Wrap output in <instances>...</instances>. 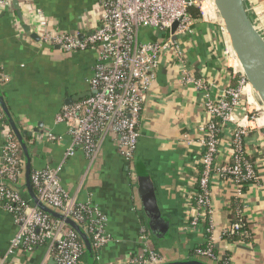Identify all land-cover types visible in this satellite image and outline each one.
Masks as SVG:
<instances>
[{
	"label": "crops",
	"instance_id": "crops-1",
	"mask_svg": "<svg viewBox=\"0 0 264 264\" xmlns=\"http://www.w3.org/2000/svg\"><path fill=\"white\" fill-rule=\"evenodd\" d=\"M245 1L264 33V0ZM19 9L20 15L12 2L9 10L0 12V76L4 97L22 131L39 130L29 136L33 141L28 142L33 169L62 166V186L70 197L94 205L107 218L106 231L112 241L99 249L96 264H128L145 247L141 229H147V219L136 181L137 169L145 170L152 180L160 208L171 226L168 239L156 245L150 237L148 245L169 259L195 256L193 251L209 240L207 226L196 207L202 169L200 141L211 120L206 104L209 100L223 99L225 91L237 85L232 77V63L226 61V41L220 26L195 21L188 32L176 39L181 57L177 58L174 51L163 55L141 113L133 164L123 157L114 136L103 140L99 158L91 162L82 151L66 157L71 137L65 125L55 122V117L69 105L70 98L91 92L97 55L90 50L65 53L59 47L40 45L39 39L32 35L38 36L35 26L38 10L59 30L89 35L101 17L99 1L32 0L26 4L19 0ZM24 25L30 27V33ZM146 34L154 39L150 31ZM183 68L203 83L202 90L181 80ZM243 106L259 114V122L250 124L249 135L244 139L246 154L255 163L257 175L246 186L243 197L242 213L249 234L241 235L236 242L223 239V232L233 220L230 214L236 194L230 180L214 174L210 191L215 246L219 259L228 258L229 264H264V108L251 86L246 87ZM234 129L233 124L223 128L218 166L231 161ZM47 133L58 140L49 141ZM1 149L0 136V164ZM196 219L199 222L194 224ZM17 231L12 214L0 205V261L7 255ZM51 260L46 244L30 254L14 255L8 264H50Z\"/></svg>",
	"mask_w": 264,
	"mask_h": 264
},
{
	"label": "built area",
	"instance_id": "built-area-1",
	"mask_svg": "<svg viewBox=\"0 0 264 264\" xmlns=\"http://www.w3.org/2000/svg\"><path fill=\"white\" fill-rule=\"evenodd\" d=\"M22 1L27 4L32 0ZM98 1L102 10L101 17L89 35L80 31L59 30L51 24L43 11L36 12L35 26L40 45L59 47L69 54L90 50L97 55L94 74L90 80L94 94L63 107L55 117V122L65 125L71 137L67 158L82 151L91 162H95L100 156L103 140L114 136L123 157L133 164L140 138L138 125L141 113L147 95L157 79L162 57L168 51H174L177 58L181 57L177 42L172 38L188 32L197 21L188 14V9L196 7L200 11V21L213 22L221 28L226 41V61L232 63V77L236 79L237 85L230 86L223 99L215 102L209 100L206 104L211 120L200 141L202 173L196 195L197 211L207 224L209 234L208 248L205 251L197 249L198 255L219 261L221 259L212 250L216 241L210 179L217 174L230 180L235 187V197H244L243 188L257 178L255 163L246 156L244 139L249 135L250 124L259 122V114L249 106H243V96L250 84L223 22L215 16L213 0ZM12 2L13 0H0V12L9 10ZM176 22L179 25L173 35L171 29ZM149 31L154 39L146 34ZM181 80L186 84L196 85L199 90L204 88L203 83L197 81L186 68L181 71ZM4 119L0 109V180L8 179L17 183L15 168L19 144L12 138L14 135ZM215 119L221 121L222 130L225 125H235L231 161L222 166L216 164L221 128ZM46 139L58 140L52 133H47ZM61 169L62 166L34 170L32 183L36 193L45 204L69 214L84 225L96 249L105 247L112 241L106 231L107 218L94 205L79 203L70 197L62 186ZM0 205L12 214L18 225L7 255L1 259L0 264H8L9 259L18 253L30 254L45 243L49 245V252L56 264H84V248L77 234L63 223L51 221L50 217L32 207L19 192L1 184ZM198 222L196 219L194 224ZM242 228L241 221L235 222L225 229L223 237L244 235ZM141 240L145 247L138 256L129 259L128 264H157L162 261V256L148 245L150 236L146 228L141 229Z\"/></svg>",
	"mask_w": 264,
	"mask_h": 264
},
{
	"label": "water",
	"instance_id": "water-1",
	"mask_svg": "<svg viewBox=\"0 0 264 264\" xmlns=\"http://www.w3.org/2000/svg\"><path fill=\"white\" fill-rule=\"evenodd\" d=\"M17 13L20 15L19 0H13ZM215 16L223 22L227 35L229 36L233 50L241 65L242 71L253 89L254 95L258 102L264 108V33L260 31L253 17L251 16L245 0H213ZM179 22H176L171 33L174 35ZM27 33L31 29L24 25ZM36 39L38 36L32 35ZM83 38V37H81ZM176 36L172 40L175 41ZM94 91L79 94L69 99L67 104L92 96ZM0 109L6 119L12 134L14 135L20 149L23 153V172L17 183L8 179L0 180V185L4 184L19 192L29 204L47 215L48 217L63 223L67 228L74 231L79 237L86 262L84 264H96L97 249L94 246L92 238L84 225L75 220L72 216L61 210L54 209L45 204L36 193L32 183L33 158L30 145L27 138L39 130L33 132L22 131L15 118L12 116L10 109L4 97L2 85L0 83ZM136 181L139 185V193L142 200V206L147 219V231L156 245H160L163 239H168L171 226L160 208L158 196L154 184L145 170L137 169ZM172 236V235H171ZM164 243V242H163ZM163 250V249H162ZM50 264H55L54 260ZM157 264H217L207 257L195 255L180 259H169L162 255V261Z\"/></svg>",
	"mask_w": 264,
	"mask_h": 264
},
{
	"label": "trees",
	"instance_id": "trees-1",
	"mask_svg": "<svg viewBox=\"0 0 264 264\" xmlns=\"http://www.w3.org/2000/svg\"><path fill=\"white\" fill-rule=\"evenodd\" d=\"M188 14L190 16H192L193 19H195V20H200L201 19L200 11L196 7H190L188 9ZM0 83L1 84L3 83L1 76H0ZM4 120L6 121V119H4ZM215 122L218 125V127L221 128V132L219 133V138L221 139V135H222V132H223L222 125H221V121L219 119H215ZM6 123H7V121H6ZM12 138L15 140L14 136ZM27 140H28L29 143L33 141V139L32 138H29V137L27 138ZM18 148H19L18 158H17L18 163H17V166L15 168V173L17 174L16 179H15L16 182H18V178L20 177V173L22 174V172H23V158H24L23 157L22 150L20 149V147H18ZM246 156H247V158L249 160H251L248 157L247 154H246ZM201 173H202V171H201ZM252 182L253 181H251L250 183H252ZM245 189H246V186L243 188V192H245ZM243 206H244L243 198H235L234 199V206H233V209H232V213L230 214V217H232L233 220L231 221L230 225L233 224V223H235V222L241 221L243 223L242 231L244 232V235H247V234H249V229H248V223L246 221V218H245V216L242 213ZM50 220L51 221H55V220H53L51 218H50ZM204 224L207 226L206 223H204ZM240 237H241V235H237V236H224L223 239H226L227 241H230V242H236V241H238L240 239ZM208 239H209V234H208ZM79 241H80V239H79ZM45 245H46V243H45ZM207 248H208V243H206L204 245H201L197 249H199L201 251H205ZM197 249L193 251V254L198 255V252H197L198 250ZM212 250H213L214 254L216 256H218V254H217V251L218 250H217L215 244L212 246ZM98 251H99V249L97 248V252ZM82 262L83 263L86 262V254L85 253L83 255ZM217 264H229V259L227 261H221V260H219V261H217Z\"/></svg>",
	"mask_w": 264,
	"mask_h": 264
},
{
	"label": "rangeland",
	"instance_id": "rangeland-1",
	"mask_svg": "<svg viewBox=\"0 0 264 264\" xmlns=\"http://www.w3.org/2000/svg\"><path fill=\"white\" fill-rule=\"evenodd\" d=\"M212 261H214V262H217V261H215V260H213V259H211Z\"/></svg>",
	"mask_w": 264,
	"mask_h": 264
}]
</instances>
